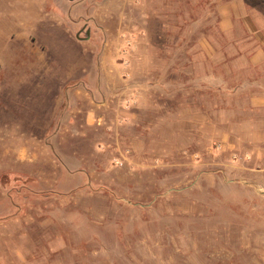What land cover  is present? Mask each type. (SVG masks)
<instances>
[{"label":"rangeland","instance_id":"rangeland-1","mask_svg":"<svg viewBox=\"0 0 264 264\" xmlns=\"http://www.w3.org/2000/svg\"><path fill=\"white\" fill-rule=\"evenodd\" d=\"M222 1L0 0V264H264Z\"/></svg>","mask_w":264,"mask_h":264},{"label":"crops","instance_id":"crops-1","mask_svg":"<svg viewBox=\"0 0 264 264\" xmlns=\"http://www.w3.org/2000/svg\"><path fill=\"white\" fill-rule=\"evenodd\" d=\"M220 16L219 26L222 31H230L241 24L250 36L241 39H232L229 42L238 47V52L234 56V62L238 67H249L258 69L261 79L255 78L249 82L248 86L253 89L250 97L251 106L254 108H264V0H223L218 4ZM251 46V47H250ZM249 47V48H247ZM234 92L238 89L235 87ZM261 135L252 134L249 138L250 149H245L246 156L257 157L259 163L264 165V147L258 139ZM246 140L245 138L239 141ZM261 140V141H260ZM249 148V147H248ZM249 154V155H248Z\"/></svg>","mask_w":264,"mask_h":264},{"label":"built area","instance_id":"built-area-1","mask_svg":"<svg viewBox=\"0 0 264 264\" xmlns=\"http://www.w3.org/2000/svg\"><path fill=\"white\" fill-rule=\"evenodd\" d=\"M218 147H220V145H217Z\"/></svg>","mask_w":264,"mask_h":264}]
</instances>
